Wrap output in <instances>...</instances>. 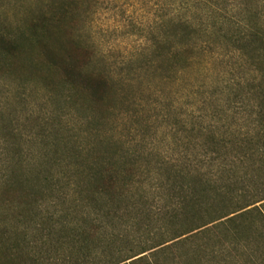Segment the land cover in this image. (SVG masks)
<instances>
[{
	"label": "rangeland",
	"instance_id": "374dc122",
	"mask_svg": "<svg viewBox=\"0 0 264 264\" xmlns=\"http://www.w3.org/2000/svg\"><path fill=\"white\" fill-rule=\"evenodd\" d=\"M66 1L72 14L56 35L86 51L88 69L114 86L98 104L61 78L49 86L34 53L17 64L0 57V179L13 171L37 176L39 196L23 206L0 199V224L22 234L23 264H114L189 228L184 174L257 187L259 166L239 144L251 126L243 122L246 89L233 101L232 63L216 62L211 47L195 50L185 69L181 57L169 69L167 55L153 57L177 22L208 24L214 0H0V30L27 38L38 11ZM98 151L116 169L128 166L121 177L135 176L119 201L92 194L86 175ZM191 237V245L171 240L169 249L120 264H186L198 245Z\"/></svg>",
	"mask_w": 264,
	"mask_h": 264
},
{
	"label": "trees",
	"instance_id": "16d2710c",
	"mask_svg": "<svg viewBox=\"0 0 264 264\" xmlns=\"http://www.w3.org/2000/svg\"><path fill=\"white\" fill-rule=\"evenodd\" d=\"M214 1L208 24L197 25L187 20L177 22L171 31L166 32L169 40L156 46L153 57L167 55V69L176 63L175 58L179 60L181 57V68L185 69L192 63L189 60L195 50L196 53H203L211 47L216 62L227 60L232 63V77L226 87L230 93H235L233 101L246 89L247 102L242 106L248 107L244 108L248 114L243 122L251 126L243 132L244 137L239 144H242L246 158H253L259 166L257 187L253 189L249 184H244L237 188L234 180L221 183L217 178L211 182V177L206 179L200 175L192 179L189 178L190 174H184L182 188L186 186L191 193L182 209L183 217L189 220L190 226L171 240L182 245H191V236L198 240L186 264H204L205 259L210 264H264V0ZM48 11H38L37 18L29 25L27 38L24 34L12 36L0 30V57L17 64L24 54L34 53V57L39 58L50 74L45 81L49 86L54 84L51 81L61 78L63 85L74 94L86 95L93 102L106 104L113 82L107 75L88 69L91 56L85 55L86 51L79 52L80 49L69 38L63 41L56 35L64 33L62 29L72 14L71 3L55 4ZM205 36L208 46H201L199 41L203 42L200 39ZM171 37H180L181 40L177 44H170ZM236 71H239L238 76ZM233 112L235 117L237 111ZM186 121L181 119L180 123L185 125ZM212 134L210 132L209 135ZM96 156L94 162H88L96 169L86 175L90 185L95 188L92 194H106L114 202L119 201L125 183L130 185L135 182L134 174H129L127 179L125 175L121 177L128 166L123 164L116 169V163L109 162L111 157L106 153L98 151ZM160 168L164 169L165 166ZM36 182L37 176L24 175L21 171L3 174L0 199L17 200L22 206L36 202L39 199ZM5 228L0 224V264H23L21 258L24 257L25 248L22 246V234H18V229L7 232ZM204 238L207 241H200ZM171 240L114 264L152 249L154 252L169 249L172 243H167Z\"/></svg>",
	"mask_w": 264,
	"mask_h": 264
}]
</instances>
